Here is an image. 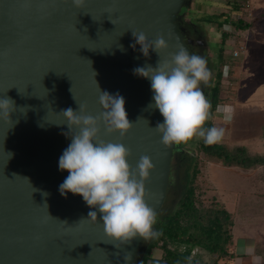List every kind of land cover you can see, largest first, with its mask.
<instances>
[{"label":"water","instance_id":"obj_1","mask_svg":"<svg viewBox=\"0 0 264 264\" xmlns=\"http://www.w3.org/2000/svg\"><path fill=\"white\" fill-rule=\"evenodd\" d=\"M186 3L85 0L78 8L72 0H0V98L15 101L9 117H0V264H133L142 237L121 244L105 233L98 211L95 222L87 219L97 209L81 195L59 191L69 175L59 157L80 130L69 132L61 111L84 104L83 114L96 117L104 111L100 89L124 97L132 128L121 136L101 121L99 138L125 145L132 169L141 156L151 158L145 200L157 214L175 144L161 143L151 81L134 69L155 67L180 47L192 53L194 40L179 21ZM132 31L149 41L162 35L168 47L159 56L150 48L146 57Z\"/></svg>","mask_w":264,"mask_h":264},{"label":"clouds","instance_id":"obj_2","mask_svg":"<svg viewBox=\"0 0 264 264\" xmlns=\"http://www.w3.org/2000/svg\"><path fill=\"white\" fill-rule=\"evenodd\" d=\"M72 2L79 8L85 0ZM132 35L146 57L150 48L159 56L160 50L168 47L162 35L152 41L143 32L132 31ZM170 57L158 59L155 67L145 65L134 69L135 74L151 81L155 103L149 105L158 109L163 116V122H158L155 127L162 134L161 143L165 146L182 144L193 138L202 139L207 145L220 142L225 129L206 127V122L212 118L211 103L201 89V84L207 85L211 77L207 60L201 55L190 54L183 47L178 52L170 53ZM96 84L98 86L97 81ZM99 103L104 111L96 117L83 114L86 111L84 104H79L78 110L69 107L61 111L68 121L69 132L73 126L80 130L70 135L71 143L59 157V169L69 173L59 185V191L61 195L67 192L81 195L87 205L97 209L89 211L87 219L95 222L98 211L105 233L121 244L137 235L143 239L158 237L160 233L153 230L155 210L145 200V181L154 164L149 156L144 155L136 168L132 169L127 161L130 150L125 145L99 138L101 121L108 133L119 131L121 136L133 126V122L127 118L125 99L118 92L113 95L100 89ZM14 109V100L7 96L0 98V117H9ZM216 112L222 113L224 121L228 122L233 118L234 109L230 104H219ZM61 222L67 224L66 221ZM245 251L251 255L253 248L248 247ZM253 259L258 262L260 258L254 256Z\"/></svg>","mask_w":264,"mask_h":264},{"label":"trees","instance_id":"obj_3","mask_svg":"<svg viewBox=\"0 0 264 264\" xmlns=\"http://www.w3.org/2000/svg\"><path fill=\"white\" fill-rule=\"evenodd\" d=\"M239 1L235 0L231 11H239ZM189 7L187 2L184 9ZM242 7V6H241ZM182 8V9H183ZM180 15L186 20L189 9H185ZM215 23L219 28L222 24H230L233 27L245 29L250 25L242 18L234 17L230 12L206 13L194 20H186ZM196 24V23H195ZM221 29V28H220ZM222 40L217 51L218 62L213 65L214 73L210 83L205 89V96L211 103L212 116L216 106L220 103L223 74V48L222 44L229 32L222 31ZM204 92V93H205ZM212 126V118L206 122V127ZM199 153L202 156H198ZM221 161L227 166H239L249 168L256 165H264V156L253 155L243 145L227 146L218 142L207 145L202 139L198 141V148L189 150L186 143L175 144L173 149L169 187L162 207L156 214V223L153 230L160 235L154 238L142 239L139 250L133 264H206L195 258L194 250H206L216 258L227 257L228 247L232 243L233 218L215 195L211 197L208 206H202L198 201L203 185L198 180L200 165L204 161ZM174 196L170 206L165 203ZM162 250L161 257H154L153 249Z\"/></svg>","mask_w":264,"mask_h":264},{"label":"crops","instance_id":"obj_4","mask_svg":"<svg viewBox=\"0 0 264 264\" xmlns=\"http://www.w3.org/2000/svg\"><path fill=\"white\" fill-rule=\"evenodd\" d=\"M235 0H227L226 4L223 6H218L213 4L208 10V13H219V12H234L231 11V8ZM240 8L238 9V15L241 14V6H249L255 19L246 27L245 29L235 28L233 25L224 24L225 26L220 29L216 25L217 33H220L219 39L216 37L215 49V64L218 62L217 51L219 49L221 40H222V31L229 32V35L223 42V74H222V90L224 88V93L220 92L221 101L219 104H230L233 109V118L231 121H224L222 113H217L216 109L212 116V126L223 127L225 129V134L221 143L226 144L227 146L234 145H243L248 151L253 155L264 156V119L259 123V132L256 135H246L244 139H240L241 133L237 132V129L234 127V123L237 124L238 129L240 125L238 124L243 120L245 114H255L256 117L258 114L262 116L264 114V0H238ZM245 4V5H244ZM201 5V4H200ZM199 3H196V6H200ZM220 9L218 12H214L211 8ZM228 8V10H227ZM247 9V8H246ZM244 9V10H246ZM235 15V14H234ZM240 17V16H239ZM244 17V14H243ZM197 24V23H196ZM215 24V23H214ZM227 26V27H226ZM237 30V34L235 30ZM244 44L245 51L240 54L238 57L234 58L231 55V51L238 44ZM226 45H229L227 49ZM225 48V50H224ZM255 50V54L253 51ZM225 53V54H224ZM211 58V57H210ZM213 59V58H212ZM213 61V60H212ZM226 82V84H223ZM218 104V105H219ZM257 104H260L257 106ZM243 113V115H242ZM242 116V117H241ZM258 118V117H257ZM259 117L258 119H260ZM201 166V171L198 176V180L205 184V187L211 192L217 195L215 192L219 188H223L221 183H224L221 170H241L246 169L247 176L257 174L261 178L260 171L264 170V165H256L249 168H242L239 166H227L221 161L208 160L204 161ZM203 179V180H201ZM228 189L230 187L228 186ZM217 199L224 204L225 208L231 213L233 218L234 204L229 199L220 200L217 196ZM230 203V204H229ZM229 205L231 207H229ZM234 219L232 226V243L228 247V258L219 257L215 258L217 262L220 258H225L228 264H264V257H262L253 252L251 255L241 253L242 248L248 246L243 241V237H235L233 233ZM199 252H196V254ZM259 257V261H254L253 257Z\"/></svg>","mask_w":264,"mask_h":264},{"label":"rangeland","instance_id":"obj_5","mask_svg":"<svg viewBox=\"0 0 264 264\" xmlns=\"http://www.w3.org/2000/svg\"><path fill=\"white\" fill-rule=\"evenodd\" d=\"M189 1V7L190 10L188 11V15H185L187 17L186 20H194L196 18H199L202 14L208 13V9L215 4L220 6H223V4H226L227 0H188ZM196 3H199V7L196 6ZM245 5V4H244ZM224 8V6H223ZM247 8V9H246ZM184 8L182 9V13L185 10ZM214 8L212 7L211 10ZM222 9V8H221ZM246 9V10H244ZM220 9H215L213 10L214 12H218ZM228 10V8H227ZM242 11L240 15H238L237 11L231 12L234 17L237 18V16L242 18L246 23H251L254 19L255 16L253 15L251 9L249 6L247 7L242 6L241 8ZM235 14V15H234ZM244 14V17H243ZM195 23L198 24L200 27L201 33H198L200 38L203 39L204 42V47L203 50L205 51V56H203L207 60V66L209 70L211 71V77L208 83L211 82L213 73H214V68L212 63L215 62V45H216V37L219 39L220 33L216 31V24L214 23H208V22H199L195 21ZM225 25L222 24L220 28L222 29ZM227 27V26H226ZM231 28V27H228ZM232 29V28H231ZM235 34H237L236 29ZM243 30V29H242ZM201 39V40H202ZM227 49H229V45H226ZM225 50V48H224ZM255 50L253 51V54H255ZM225 54V53H224ZM211 57V58H210ZM213 58V59H212ZM213 60V61H212ZM223 84H226L224 82ZM204 84H201V89L202 91L204 90ZM207 86V85H205ZM206 89V88H205ZM224 91V88H223ZM221 93H224V92ZM206 94V92L204 93ZM260 104H257L259 106ZM243 115V113H242ZM255 114H245L242 118L243 120L239 122L238 124L240 125V129H238L237 124L234 123V127L237 129V132H240L241 138L244 139L246 135H256L259 132V123L264 119V114L260 116L259 114L254 117ZM261 117L260 119H258ZM264 121V120H263ZM199 138H193L190 141L186 143V147L189 148V150H195L198 148V141ZM199 157L202 156L201 153L198 155ZM200 165V170H201ZM247 170L246 169H241V170H228L224 169L221 170V176L223 178L224 183H221L224 189L219 188L217 192H215L218 196L219 199L221 200L222 197L224 199H229L235 206L233 210V219H234V227H233V233L234 236L237 237H243L244 243L248 244V246H245L242 248L241 253L247 254L245 249L248 247L253 248V252L259 254L262 259L264 257V170L260 171L259 174H261V178L257 174H251L247 176ZM203 180V179H201ZM203 187L205 184H203ZM228 186L230 189H228ZM202 192L199 193L198 201L202 202L203 204H200L202 206H208L209 202L211 201V197L215 194L211 192V189L209 190L208 188L204 187L201 190ZM174 196H171L170 199L167 200L165 203V207L170 206L172 199ZM230 204V203H229ZM229 207H231L229 205ZM197 253L195 258H197L199 261L204 262L206 264H215V258L216 256L211 254L210 252L206 250H200L196 249L195 253ZM154 257H161L162 255V250L160 249H153L151 253Z\"/></svg>","mask_w":264,"mask_h":264},{"label":"flooded vegetation","instance_id":"obj_6","mask_svg":"<svg viewBox=\"0 0 264 264\" xmlns=\"http://www.w3.org/2000/svg\"><path fill=\"white\" fill-rule=\"evenodd\" d=\"M187 2L189 3L188 0H187ZM179 21H180L181 25H183V27L185 28L187 37L194 40L193 44H190V47L192 49V53L201 55L202 57L205 56L206 53L203 50L204 42H203V39L200 38V36L198 35V33H201V32H199L200 27L198 26V24L186 21L184 19L183 15L182 16L179 15ZM203 87H204L203 92H205V88H206L205 85Z\"/></svg>","mask_w":264,"mask_h":264},{"label":"built area","instance_id":"obj_7","mask_svg":"<svg viewBox=\"0 0 264 264\" xmlns=\"http://www.w3.org/2000/svg\"><path fill=\"white\" fill-rule=\"evenodd\" d=\"M244 51H245V46H244V44L240 43L232 49L231 55H232V57L236 58L240 54H242ZM215 264H228V262L225 258H220L217 262H215Z\"/></svg>","mask_w":264,"mask_h":264}]
</instances>
